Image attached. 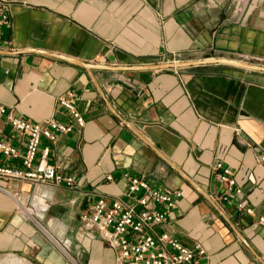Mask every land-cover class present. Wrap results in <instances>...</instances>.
Returning <instances> with one entry per match:
<instances>
[{
  "label": "crops",
  "instance_id": "obj_1",
  "mask_svg": "<svg viewBox=\"0 0 264 264\" xmlns=\"http://www.w3.org/2000/svg\"><path fill=\"white\" fill-rule=\"evenodd\" d=\"M9 1L12 23L3 34L12 44L0 42V105L7 109L0 140L24 153L26 139L10 116L72 124V132L41 148L51 147L49 163L76 184L24 183L19 203L0 191V260L30 264L20 256L27 254L42 264H114L116 250L81 217L102 196L133 203L128 174L182 192L175 221L159 230L204 247L201 264H264V72L224 64L90 71L63 58L120 67L214 57L262 66L264 0ZM70 92L78 96L82 128L60 105ZM219 163L241 192L219 181ZM0 165L20 166L21 158L0 155Z\"/></svg>",
  "mask_w": 264,
  "mask_h": 264
},
{
  "label": "built area",
  "instance_id": "obj_2",
  "mask_svg": "<svg viewBox=\"0 0 264 264\" xmlns=\"http://www.w3.org/2000/svg\"><path fill=\"white\" fill-rule=\"evenodd\" d=\"M11 23V2L0 0V42L7 47L12 42L4 37L3 30L10 28ZM104 61L101 59L100 62ZM77 101L78 96L70 92L60 99V105L82 128L85 121L77 109ZM6 110L0 105V118L7 114ZM9 123L20 136L25 137L26 143L22 154L18 147L0 140V155L5 160L21 158L20 166L0 165L1 192L19 203L18 188L24 183H31L34 187L75 186L74 177L64 176L49 163L51 147L41 148L44 140L55 143L61 135L72 132V124H63L55 119L33 123L13 116H10ZM258 161L264 167V150H261ZM216 169L221 170L218 178L227 185V190L241 192L236 189V181L228 168H223V164L219 163ZM125 177L128 179L127 193L133 198V203L102 196L81 217L85 228L97 232L110 248L116 250L114 264H201L200 260L206 256L204 247L198 243L187 247L171 234L159 230L161 226L175 221L173 212L183 196L182 192L162 190L143 175L125 174ZM106 179L111 181L113 177L109 174ZM239 208L245 209L241 203ZM246 211L249 214L253 212L251 209ZM260 222L264 223V216ZM57 246L68 259L71 258L66 244L57 243Z\"/></svg>",
  "mask_w": 264,
  "mask_h": 264
},
{
  "label": "water",
  "instance_id": "obj_3",
  "mask_svg": "<svg viewBox=\"0 0 264 264\" xmlns=\"http://www.w3.org/2000/svg\"><path fill=\"white\" fill-rule=\"evenodd\" d=\"M23 53V52H22ZM64 59H67L69 61L74 62L75 64H79L82 67H85L86 69L92 71V69H101V70H111V71H148V70H168V69H177V68H191V66H205L208 64H224V65H228V66H235L238 68H242V69H246V70H253V71H258V72H264V65H257V64H253V63H249V62H241V61H237V60H229V59H225V58H214V57H208L205 58L204 60H191V61H176V62H166V63H162V64H148V65H134V66H98V65H89V64H85L82 63L80 61H75V60H71L68 59L66 57H63ZM61 58V59H63ZM20 256L27 260L30 264H42V263H38L34 258H32L29 255H25V254H20Z\"/></svg>",
  "mask_w": 264,
  "mask_h": 264
},
{
  "label": "rangeland",
  "instance_id": "obj_4",
  "mask_svg": "<svg viewBox=\"0 0 264 264\" xmlns=\"http://www.w3.org/2000/svg\"><path fill=\"white\" fill-rule=\"evenodd\" d=\"M13 260H10V259H4V260H0V263L1 264H27L25 263L24 261L22 260H19V259H16V258H12ZM11 262V263H10ZM13 262V263H12Z\"/></svg>",
  "mask_w": 264,
  "mask_h": 264
},
{
  "label": "bare ground",
  "instance_id": "obj_5",
  "mask_svg": "<svg viewBox=\"0 0 264 264\" xmlns=\"http://www.w3.org/2000/svg\"><path fill=\"white\" fill-rule=\"evenodd\" d=\"M10 260H13V259H10ZM11 263V262H10ZM13 263V262H12ZM1 264V263H0ZM6 264H8V263H6Z\"/></svg>",
  "mask_w": 264,
  "mask_h": 264
}]
</instances>
